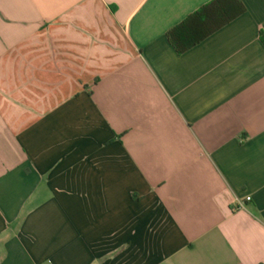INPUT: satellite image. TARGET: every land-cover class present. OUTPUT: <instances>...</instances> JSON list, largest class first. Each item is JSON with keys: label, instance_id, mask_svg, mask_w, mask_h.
Returning a JSON list of instances; mask_svg holds the SVG:
<instances>
[{"label": "crops", "instance_id": "crops-1", "mask_svg": "<svg viewBox=\"0 0 264 264\" xmlns=\"http://www.w3.org/2000/svg\"><path fill=\"white\" fill-rule=\"evenodd\" d=\"M210 1L0 0V264H264V0L176 53Z\"/></svg>", "mask_w": 264, "mask_h": 264}, {"label": "trees", "instance_id": "trees-1", "mask_svg": "<svg viewBox=\"0 0 264 264\" xmlns=\"http://www.w3.org/2000/svg\"><path fill=\"white\" fill-rule=\"evenodd\" d=\"M245 12L239 0H211L165 34L168 44L182 54ZM264 45V37L261 36Z\"/></svg>", "mask_w": 264, "mask_h": 264}, {"label": "built area", "instance_id": "built-area-1", "mask_svg": "<svg viewBox=\"0 0 264 264\" xmlns=\"http://www.w3.org/2000/svg\"><path fill=\"white\" fill-rule=\"evenodd\" d=\"M249 200H250V197H246V198H245V201H249ZM238 206H239V208H244V203L239 202V203H238Z\"/></svg>", "mask_w": 264, "mask_h": 264}]
</instances>
